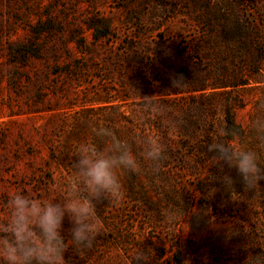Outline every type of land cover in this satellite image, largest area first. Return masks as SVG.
Segmentation results:
<instances>
[{
    "label": "rangeland",
    "instance_id": "rangeland-1",
    "mask_svg": "<svg viewBox=\"0 0 264 264\" xmlns=\"http://www.w3.org/2000/svg\"><path fill=\"white\" fill-rule=\"evenodd\" d=\"M178 74L183 89L171 86ZM137 92L175 126L145 112ZM262 116L264 0H0V220L13 191L62 195L74 149L108 146L92 126L113 129L140 163L119 172L123 199L97 205L103 232L90 249L70 248L69 264H130L138 249L151 264L264 254V181L244 190L207 151L223 138L264 166L252 127ZM153 137L167 149L158 172L143 159L141 141ZM227 173L232 186L220 181Z\"/></svg>",
    "mask_w": 264,
    "mask_h": 264
},
{
    "label": "clouds",
    "instance_id": "clouds-1",
    "mask_svg": "<svg viewBox=\"0 0 264 264\" xmlns=\"http://www.w3.org/2000/svg\"><path fill=\"white\" fill-rule=\"evenodd\" d=\"M187 85L182 75L171 78L174 89ZM138 93V92H137ZM138 95L145 112L159 117L167 126H175V118L168 109L153 101L152 96ZM252 127L264 143V116L252 122ZM97 138L109 141L103 150L96 143L84 142L73 151V173L64 182L62 195L51 198H33L22 191H13L6 201L7 215L0 220V264H69L65 253L69 249H90L102 234L104 225L97 215V205L103 201L119 202L125 193L119 172L136 173L140 163L132 148L115 131L106 126H92ZM143 159L150 161L153 172H158L167 159L165 144L156 137L141 141ZM210 167L224 171L235 170L242 188L254 191L264 181V166L258 153L237 144L217 138L207 145ZM235 178L228 174L220 181L233 185ZM67 218L68 229L63 228ZM64 233H67L65 235ZM67 237V238H66ZM130 264H151L149 253L138 249ZM243 264H264V254L246 257Z\"/></svg>",
    "mask_w": 264,
    "mask_h": 264
},
{
    "label": "trees",
    "instance_id": "trees-1",
    "mask_svg": "<svg viewBox=\"0 0 264 264\" xmlns=\"http://www.w3.org/2000/svg\"><path fill=\"white\" fill-rule=\"evenodd\" d=\"M226 119V124L224 127V132L226 134V139L231 140L235 137L234 134H238V128H236L231 115L229 113L226 114L225 116Z\"/></svg>",
    "mask_w": 264,
    "mask_h": 264
}]
</instances>
